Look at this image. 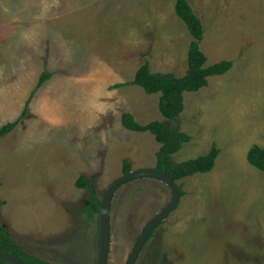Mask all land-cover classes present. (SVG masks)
<instances>
[{
	"label": "rangeland",
	"instance_id": "rangeland-1",
	"mask_svg": "<svg viewBox=\"0 0 264 264\" xmlns=\"http://www.w3.org/2000/svg\"><path fill=\"white\" fill-rule=\"evenodd\" d=\"M205 28L208 64L223 75L185 94L175 120L159 94L132 81L152 70L184 75L193 36L176 0H0V129L20 118L41 74L51 72L16 128L0 137V226L49 264H97L101 200L130 171L156 169L161 144L126 128L130 112L148 124L179 125L190 140L180 163L220 153L208 173L177 180L178 206L153 230L135 264H264V171L249 149L264 148V0H190ZM128 172V173H129ZM80 177L91 187L78 185ZM170 186L141 177L116 191L108 264H125L145 225L171 202Z\"/></svg>",
	"mask_w": 264,
	"mask_h": 264
},
{
	"label": "trees",
	"instance_id": "trees-1",
	"mask_svg": "<svg viewBox=\"0 0 264 264\" xmlns=\"http://www.w3.org/2000/svg\"><path fill=\"white\" fill-rule=\"evenodd\" d=\"M175 10L177 15L185 22L193 40L190 43L188 51V67L184 75L178 76L175 72H164L152 70L149 58L144 59V63L136 71L132 81L118 83L116 87L125 85H138L149 94H159V109L163 117L175 121L185 108V94L187 92H196L207 86L209 78L212 76L223 75L228 72L234 62L232 60H222L214 64H208V57L201 48V41L204 37L205 28L201 18L196 14L190 0H176ZM51 72L44 71L38 83L31 93L27 104L25 105L20 118L16 121L9 122L1 127L0 137H4L12 132L21 117H25L29 111V104L39 88L52 77ZM123 125L138 132H151L156 140L161 144L157 154L158 171H166L177 181L199 173H208L216 165V159L220 153L219 148L214 145L205 155L198 156L180 163H174L172 155L177 153L184 143L190 140V136L181 131L179 125H169L160 120H154L148 124L138 122L134 115L125 112L122 115ZM248 161L251 165L264 171V148L254 144L248 151ZM130 171V163L124 164V172ZM80 187H91L90 181L84 177L78 180ZM181 196L183 191L180 189ZM102 200L94 193L85 203V210L92 206V211H101ZM3 202L0 200V207ZM0 250L14 254L25 261L33 264H49L36 257L30 256L24 248L8 233L7 229L0 226ZM0 264H10L0 259Z\"/></svg>",
	"mask_w": 264,
	"mask_h": 264
},
{
	"label": "water",
	"instance_id": "water-1",
	"mask_svg": "<svg viewBox=\"0 0 264 264\" xmlns=\"http://www.w3.org/2000/svg\"><path fill=\"white\" fill-rule=\"evenodd\" d=\"M141 177H149L167 183L172 191V198L169 205L161 209L143 228L142 233L135 242V245L129 254L125 264H135L139 254L146 244L153 230L171 213L179 204L181 198L180 186L174 177L166 171H158L156 169H140L131 171L124 176L118 178L109 187L103 196L100 211V251L97 264H108L111 249V206L114 195L119 187L134 179ZM0 259L10 264H33L24 259L0 250Z\"/></svg>",
	"mask_w": 264,
	"mask_h": 264
}]
</instances>
